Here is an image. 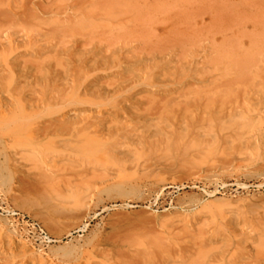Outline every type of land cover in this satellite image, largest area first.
Wrapping results in <instances>:
<instances>
[{"label":"rangeland","instance_id":"rangeland-1","mask_svg":"<svg viewBox=\"0 0 264 264\" xmlns=\"http://www.w3.org/2000/svg\"><path fill=\"white\" fill-rule=\"evenodd\" d=\"M15 1L40 43L84 41L61 91L27 82L24 32L1 40L0 264H264V0ZM46 89L121 110L84 115L111 134L83 132L79 155L54 134L21 144L8 121L20 102L47 114Z\"/></svg>","mask_w":264,"mask_h":264},{"label":"bare ground","instance_id":"bare-ground-1","mask_svg":"<svg viewBox=\"0 0 264 264\" xmlns=\"http://www.w3.org/2000/svg\"><path fill=\"white\" fill-rule=\"evenodd\" d=\"M12 1L15 2V5H18V6L20 5V4H16L15 0H0V16L5 14L6 11H8L7 8H4V4L8 3V4L12 5ZM47 1H50V0H47ZM20 2L22 3V10H23L22 13H25V14L27 13L26 14L27 16H29V13L31 15H33L34 11H36L35 9L38 8L39 6L42 7V4H44L43 1L40 2L42 4H39L37 2H34L33 0H21ZM42 8H43V10H44V12L46 14H51V13L55 12L53 10L54 8L50 7V4L49 5L47 4L46 6L44 5ZM28 10H30L29 13L27 12ZM32 12H33V14H32ZM58 12L59 11H57V13ZM60 12H64V11H62V9H61ZM57 13H54V14H57ZM75 13H77V12H75ZM6 15H7V13L5 14V16ZM8 15H9V13H8ZM11 15L12 14L9 15V18L6 16L9 19V20L6 19L7 22H5V23L3 22L2 23L0 21V38H1L0 39V44H1V40L3 38H5L8 41L7 43L4 41L5 44H8L9 46H12L13 44H15L18 41V39H16L18 36L16 38H14V36L20 35L21 32L22 33L24 32L25 33V34L23 33L24 37L21 36V35L20 36L23 37V38L27 37L28 41L27 42L23 41V43H24L25 46L29 45L30 47L27 48L24 52L18 53L17 57L18 56L28 57V59L24 60L23 64L21 65V70L26 74L27 82H29V83H31L32 81H36L37 82L39 80V78H40V80H42L44 83H46L47 87H50V84L55 82L54 84L56 86H58V87H61V91H62V88L64 86L68 85L67 83L70 82L68 80L71 78V75L73 74L72 73V66H71V64H72V56H73V54L75 55V53L80 50L79 48H80V46L82 45V43L84 41L83 38L77 37L78 35L74 34V31H73V29H75V28H72V31L71 30L70 31L67 30V32H71V33L70 34H65L64 38L61 39L60 41L53 42V41H48L47 40L45 43H40L41 40H44V39H40L38 37V35H36L34 33L33 34H28L30 31L27 33V31L29 30V28H27V26L25 27V28H27V31H24L25 28L22 31L21 30L22 28L20 29L17 26L15 27L14 25L16 23L12 22L14 20L13 16H12L13 19H10ZM65 18L68 19L66 16H65ZM71 18H72V16H71ZM72 19H74V18H72ZM86 23L88 24L89 22H85L84 21V22H82L81 26H83V27L85 26L86 28H88L87 26H89V25H87ZM47 25L49 27V24H47ZM60 25H62V24H60ZM74 25H76V24H74ZM40 27H41L40 24L36 26V28H38L37 31H39L38 34L40 35V37L46 36L44 31H40V29L42 28V27L41 28ZM91 28H92V26H91ZM56 29H57V27H56ZM59 29H60V27H59ZM35 31H36V29H35ZM61 31H62V29H61ZM78 31H80V30H78ZM82 31H84V30H82ZM76 33H77V31H76ZM78 34L83 35V33H80V32H78ZM91 35H92V33H91ZM100 36H102V34ZM104 36H106V35H104ZM111 36H113V35L111 34ZM83 37H85V35H83ZM120 38H121V36H120ZM117 39H115V41L118 42ZM22 40H20V41H22ZM103 40H104V38H103ZM135 40H137V39H135ZM99 42L101 43V41H99ZM102 42H104V41H102ZM110 42L112 43V41H110ZM87 43H88V40H87ZM85 44H86V42L83 45L85 46ZM91 44H93V43H91ZM107 44H109V43H107ZM84 46H82V47H84ZM16 47H17V45H16ZM16 47L14 46V48H16ZM92 47H91V49H92ZM86 48L88 49V51H90V49L87 46H86ZM93 50L94 49H92V51ZM17 57H15L13 60L10 59L7 62V64L9 65V63H10L12 65H17V64L21 63L17 59ZM87 58H89V57H87ZM77 60H78V58H77ZM75 69L78 70L77 68H75ZM86 69H88V68H85V69L83 68V71L86 70ZM6 70L9 71V69H6ZM4 72H5V70H4ZM6 72H5V74H6ZM87 76H88V74H87ZM75 77H78V76L75 75ZM86 78L87 77L85 76V78H83V79H86ZM80 79H82V78L80 77ZM59 81H62V82H59ZM78 81H79L78 78H73V83L71 82L72 83L71 86L77 87L78 86L77 85ZM57 82H59V83H57ZM79 86H80V84H79ZM33 87H31V88H33ZM37 87H41V86H37ZM2 88H4V87L2 86ZM21 89H22V86H21ZM87 89H88V91H90L89 88H87ZM85 90H86V88H84V91ZM84 91L81 92V93H84ZM14 93H17V92H14ZM37 93H39V92H37ZM53 93H51V91H49V95H48V89H46L45 95L46 96L48 95L50 102H40V104H42V105L44 103L46 105L47 110H48V113L45 114L44 116L34 117V116L28 115L26 113L27 106L23 102H20V104L22 103L21 104L22 106L14 113V115H11V116H13V118H11L8 121V123H15L16 124V128L13 131V134L18 137V141H20L21 144H23V142H25L23 137L27 136V135H30L33 139H39V138L41 139L43 137H48V136H51V134H54V135H57V136L67 137L66 139L61 140L60 143L67 144L68 146L69 145L73 146V149L79 155L80 153H82L84 151V148H86L87 145H89V143H88V141L86 139H82L81 138V134L83 132H86V131L91 132L90 129L93 127L94 130H92L91 133L96 134V136H99V135H101V136L103 135L104 136L106 134L105 132L110 131V129L107 128L106 126H104L102 128H99L98 127V126H100V125H98L99 123H97V125H98L97 128H94L96 123H92V120L90 122H88L89 120L88 121L86 120V122H85V119H86L85 116H84V115H86L85 113L92 112V113H94V115H93L94 119H95V117L101 119V118H105L107 116H111V115L121 111V110L118 111V110H116L114 108L103 107L102 104H99V103L95 104V103L89 102V104H88L87 102H81L80 96L68 97L66 94H62L64 92L61 93L60 90L59 91H54ZM42 96H44V95H42ZM0 102L4 103L2 101H0ZM14 102H12V103H14ZM1 103H0V105H2ZM36 105H37V102H36ZM37 106L39 107L40 105H37ZM93 106H95L96 108L93 107ZM0 107H2V106H0ZM11 107H12V105L9 106V108H11ZM16 107H17V105H16ZM5 109L7 110V108H5ZM9 110H11V109H9ZM15 110L12 109L11 111H15ZM7 113H5V114H7ZM2 114L3 113H1V115ZM90 114L91 113H89V115ZM6 116H9V115H6ZM4 118H3V121H4ZM3 125H4V123H3ZM12 125L14 126V124H12ZM0 127H3V126H0ZM108 133H110V132H108ZM109 135H107V136H109ZM108 139L109 138H107V140ZM57 144L58 143H56V145ZM111 146H109V147L111 148ZM65 157L66 156H64V155L63 156L62 155L58 156V155H56L54 153H51L50 154V158L47 157V159L49 158L48 162H50V161L52 163L54 162L53 163V167L54 166L56 167V165L58 164V161H66V160H70L71 159V157H68V158H65ZM55 170H56V168H55ZM3 183H5V182L3 181Z\"/></svg>","mask_w":264,"mask_h":264},{"label":"built area","instance_id":"built-area-1","mask_svg":"<svg viewBox=\"0 0 264 264\" xmlns=\"http://www.w3.org/2000/svg\"><path fill=\"white\" fill-rule=\"evenodd\" d=\"M9 212L6 210V208L0 203V216H6Z\"/></svg>","mask_w":264,"mask_h":264}]
</instances>
